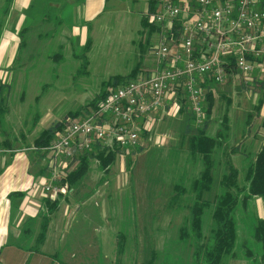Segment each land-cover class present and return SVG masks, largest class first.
Returning <instances> with one entry per match:
<instances>
[{"label": "rangeland", "instance_id": "374dc122", "mask_svg": "<svg viewBox=\"0 0 264 264\" xmlns=\"http://www.w3.org/2000/svg\"><path fill=\"white\" fill-rule=\"evenodd\" d=\"M17 2L0 0V40L7 28L19 25L20 14L16 9L20 5ZM144 7L141 0L138 3L109 0L98 19H92L85 26H76L81 32L79 36L85 33L90 39L88 46L79 43L78 36L72 38L73 21L67 11L60 19L52 12L50 21L39 23L27 36L26 46H33L32 51L26 47L19 51L12 73L0 71V78L10 87L11 96L8 102L11 127L7 126L6 134L0 125V136L3 138L15 130L29 133L27 128L31 121L27 118L43 116L42 123L28 135L30 142L44 126L58 120L62 123L69 111L86 106L97 95L113 89L111 77L127 75L139 61L142 64L137 78L149 73L155 63L152 50L158 41V30L142 25V17L147 11ZM151 15L148 16L150 23ZM20 29H15L19 39ZM134 38L136 43H130ZM29 52L32 60L22 69L21 63ZM212 92L207 134L220 139L213 154V181L204 192V198L210 202L221 192L219 181L226 172L225 153H230L237 142L242 144L253 137L260 119L264 118L260 92L245 91L239 84L214 87ZM21 94H24L23 98H19ZM208 102L205 99L206 106ZM182 108L183 101L177 98L176 103L168 104L154 114L143 130L142 150L118 155L107 170L97 159L90 160L88 170L75 183V190L60 195L62 201L92 202L83 207L76 221L72 219L67 223V235L90 234L93 227L98 228L92 231L95 234L110 231V237L117 235L118 243L125 251L123 256L118 251V264L194 263L196 240L190 226L192 184L201 174L203 164L200 156L190 152L189 138L185 134L190 114L188 111L183 113ZM14 120L16 122L12 123ZM248 123L252 128L246 135ZM262 124L264 126V121ZM261 132L264 133V128ZM243 153V158L234 162L241 168V184H244L245 170L254 157L251 151ZM245 193L243 190L241 195ZM66 201L64 203H68ZM94 203H101L102 207ZM246 205L247 208L239 203L235 211L234 256H226L224 264H261V247L253 236V222L255 216L264 217V202L256 197ZM211 208L212 205L203 217L205 234L214 226ZM85 211L92 214V222L81 214ZM101 211L105 213L102 220Z\"/></svg>", "mask_w": 264, "mask_h": 264}, {"label": "built area", "instance_id": "2783aa9c", "mask_svg": "<svg viewBox=\"0 0 264 264\" xmlns=\"http://www.w3.org/2000/svg\"><path fill=\"white\" fill-rule=\"evenodd\" d=\"M151 19L159 34L153 69L111 89L92 113L65 119L43 147L46 193H67L65 178L97 144L135 152L148 120L179 95L201 124L206 81L245 85L250 92V83L264 84V0H177Z\"/></svg>", "mask_w": 264, "mask_h": 264}, {"label": "crops", "instance_id": "0c3cea01", "mask_svg": "<svg viewBox=\"0 0 264 264\" xmlns=\"http://www.w3.org/2000/svg\"><path fill=\"white\" fill-rule=\"evenodd\" d=\"M34 1L37 6L43 2V0H18L17 2L20 5V8L16 9V12L20 14L19 25H16L15 28H7L6 34L0 40V71L5 70L12 73L15 71L13 69L14 61L18 58L19 51L24 47L30 48L32 51L33 46H26L29 42L27 36L28 33L34 32L42 21L36 22V26L33 24L28 26V32L25 34L24 43L21 47L16 30L22 27L26 16L25 12L26 10L28 11ZM50 1L52 2L50 8L54 10V15L59 19L62 18L63 13L68 12L73 21L72 31L74 35H72V38L78 36L77 40L83 45L87 44V37L85 33L81 34L82 36L84 34V37L79 36L81 32L77 30L76 26H85L92 19H98L107 8L109 2V0ZM133 1L139 2V0H125V2ZM141 1L145 5L144 8H146L147 0ZM139 12L142 13L143 10L139 9ZM139 30L138 28L137 31L139 32ZM132 42L133 44L136 43V39H131L130 43ZM26 55L22 61L23 63H21L22 69H25L27 63L29 64L32 60L30 52ZM230 85L234 84L232 82L213 83L212 90H214V87ZM20 96L19 98H23L24 94ZM10 97L9 93L6 110L0 119L1 131L6 134H8L6 129L9 125L8 108L10 106H8V102ZM172 99L170 98L171 102L173 101ZM262 108L263 115L264 105ZM42 117L37 115L32 119L27 118L28 121H31L30 127L27 128L29 133L15 130V134L10 133L3 138L0 136L2 144L11 146V148L0 147V264H118L119 261L116 262L118 251L121 256L124 255L125 251L124 247L122 248L123 245L118 243L119 238H116L117 235L113 238L110 237V231L95 234L93 232L98 230V228L93 227L91 229L93 232L91 231L90 234L76 232L73 236L67 235V223L72 219L76 221L78 213L84 209L83 207L92 205V202L74 203L66 200L62 201L60 195L65 193L53 194L44 191L43 186L47 181L48 173L46 170L42 171L41 168L46 166V162L44 157L41 161L33 157L30 148H32L35 138L48 125L40 129L32 141L29 142L28 140V135L32 133L35 126L38 123H42ZM262 120L264 121V118L260 119L257 131L253 132V137L240 144L241 150H237L230 156L233 165L239 171H241V168L234 162L240 157L243 158L244 151H251L255 155L261 140H263L264 133L261 130L264 126H262ZM14 122L16 120L12 121V123ZM9 126L11 127V125ZM259 137L262 139H256ZM236 144H239V142ZM245 148L246 150H244ZM74 190V187H69L67 193H72ZM14 192H21L23 195L10 197V194ZM259 199L264 202L261 197ZM64 201L68 203H64ZM94 205L101 206V203H94ZM100 213V220H102L105 213ZM81 214L85 216L88 222H92V214L89 211ZM260 217L264 218L263 215ZM94 226H97V223Z\"/></svg>", "mask_w": 264, "mask_h": 264}, {"label": "trees", "instance_id": "16d2710c", "mask_svg": "<svg viewBox=\"0 0 264 264\" xmlns=\"http://www.w3.org/2000/svg\"><path fill=\"white\" fill-rule=\"evenodd\" d=\"M175 3L177 0H147V11L142 17V25H149L151 29H157L153 22L148 21V16L156 13L164 3ZM43 3V4H42ZM38 6L36 2H32L28 11L25 12V20L21 29L19 30L20 47L23 46L25 34L28 32V26L36 22H47L52 18V12L54 11L50 6L52 2L50 0H43ZM41 14V15H40ZM39 15V16H38ZM90 44V39H87V46ZM141 61L137 62L127 75H115L109 80L114 88L125 84L130 80L137 79L141 69ZM142 75V74H141ZM148 75H142L146 76ZM250 88L260 92V101L264 103V84L257 85L255 82L250 83ZM245 85H239V88L243 89ZM113 88V89H114ZM204 98L209 101L205 109V117L201 124H196L192 117L187 120L185 134L189 138V148L193 156H200L203 164V169L198 178L193 181V202L190 207L191 214V230L193 237L196 240V247L194 252L193 264H224V258L228 255L234 256V248L237 237V225L235 219V211L238 208L239 203L247 208L249 200H253L256 197H261L264 200V137L261 140V144L257 152L253 157L252 163L245 170L244 184L239 180V169L236 168L230 156L232 153L237 152L240 149V143L234 145L230 153L226 152L224 155V164L226 172L222 174L220 178L221 192L215 198L213 202H210L204 198V192L210 188L213 181L214 170V149L219 143V137L214 138L207 134V128L209 125V119L207 114L210 111V99L213 94V82H205L202 85ZM109 91H105L102 94L97 95V98L87 104L86 106L79 107L75 111H69L65 116L66 118L78 119L92 113L99 106L101 100L108 94ZM10 93V87L0 78V119L2 118L7 104V98ZM179 99L183 101L182 112H187V106L184 103V98L179 95ZM63 122L64 119H63ZM62 122V123H63ZM61 120L51 122L46 128H44L39 135L35 138L30 152L32 156L38 161H41L45 155L43 147L49 144L50 140L54 137V134L58 128L62 126ZM251 124L248 123L246 135L250 133ZM144 132L142 133V135ZM245 137V136H244ZM243 137V138H244ZM255 137V136H254ZM242 138V139H243ZM5 146L11 148L9 144H2L0 147ZM142 150V146L139 145L136 151ZM125 153L117 147H101L100 145L94 146L92 150H86L79 156V164L75 170H73L64 180L69 187H75V183L82 177L83 174L89 168V162L95 158L99 161V164L103 169H108L109 166L115 161L118 155ZM41 170L45 171L46 166ZM246 190V193L241 195L242 191ZM21 192H14L10 194L12 196H22ZM211 208V218L213 219L214 226L209 230L208 234L203 231L204 226V214L205 211ZM254 218V217H253ZM253 236L257 243L260 244L261 250L259 254V260L261 264H264V218L255 216L253 222ZM121 245V244H120ZM123 248V246H122ZM247 254L254 258V254L247 250ZM256 258V257H255Z\"/></svg>", "mask_w": 264, "mask_h": 264}]
</instances>
